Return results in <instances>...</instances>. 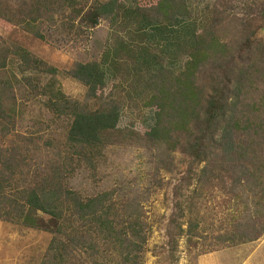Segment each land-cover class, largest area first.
<instances>
[{
    "label": "trees",
    "instance_id": "obj_1",
    "mask_svg": "<svg viewBox=\"0 0 264 264\" xmlns=\"http://www.w3.org/2000/svg\"><path fill=\"white\" fill-rule=\"evenodd\" d=\"M199 1L0 0V26L39 41L78 42L99 22L109 30L99 60L63 72L83 86L82 100L65 95L57 68L0 37V222L51 236L39 264H144L148 226L132 192L83 196L71 184L132 142L157 150L170 171L175 155L187 160L177 237L207 239L198 201L214 187L227 215L210 251L264 235V0L197 10ZM35 101L47 127L64 131L58 142L40 138L47 127L15 133L21 105ZM139 109L154 118L143 136L118 128L124 110Z\"/></svg>",
    "mask_w": 264,
    "mask_h": 264
},
{
    "label": "rangeland",
    "instance_id": "obj_2",
    "mask_svg": "<svg viewBox=\"0 0 264 264\" xmlns=\"http://www.w3.org/2000/svg\"><path fill=\"white\" fill-rule=\"evenodd\" d=\"M158 0H142L144 5H152ZM250 5L252 0H243ZM213 0L197 3V10L211 5ZM240 8H232L234 10ZM245 9V8H244ZM247 10L252 8H246ZM262 31L257 36L264 41V21L257 22ZM232 30H229V34ZM0 37L9 43H15L33 55L44 60L48 65L58 69L57 81L67 97L74 100L84 98L85 89L78 82L66 77L63 72L75 63L99 60L109 40L106 22H99L93 30L87 31L78 42L69 39H57L51 42L39 41L21 29L0 26ZM231 37V36H229ZM21 119L15 133L28 136L36 130L49 125V120L42 112L37 101L21 105ZM40 125H36L37 123ZM153 113L148 110H124L118 128L134 130L140 136L153 126ZM43 128L40 138L46 140V134L54 136L56 142L61 140L64 131L53 126ZM43 134V136H42ZM16 140V135L9 136ZM157 150L144 149L143 143L114 147L106 152L105 163L95 171L87 168L75 171L71 181L72 187L83 196L124 187L130 190L139 204L140 214L148 226V242L144 264H264V235L257 241L235 247L219 248L210 251V236L215 233V226L227 215L223 204L224 196L217 188H205L204 198L198 201V215L204 219V232L208 237L191 246L186 236L177 237L176 225L186 228V219H180L175 205L183 201L181 195H187L184 178L187 160L175 155L171 171L169 166L152 158ZM181 194V195H180ZM178 222L175 224V220ZM185 221V223H184ZM213 224V226H212ZM50 235L19 225L0 222V264H39L50 241ZM176 246L172 248V244Z\"/></svg>",
    "mask_w": 264,
    "mask_h": 264
}]
</instances>
